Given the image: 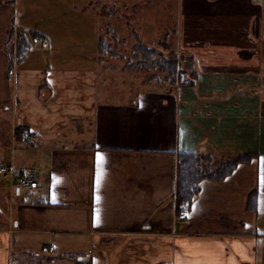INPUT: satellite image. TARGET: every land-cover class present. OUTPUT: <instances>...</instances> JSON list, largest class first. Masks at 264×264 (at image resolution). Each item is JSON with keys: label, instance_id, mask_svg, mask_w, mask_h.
Wrapping results in <instances>:
<instances>
[{"label": "crops", "instance_id": "0c3cea01", "mask_svg": "<svg viewBox=\"0 0 264 264\" xmlns=\"http://www.w3.org/2000/svg\"><path fill=\"white\" fill-rule=\"evenodd\" d=\"M73 2L37 24L34 1L0 0V166L38 181L0 186V264H264V1L178 0L174 81L100 52L107 28L135 29L105 26L101 0L75 23L86 51L57 59ZM20 29L38 35L18 61ZM181 152L248 159L178 216Z\"/></svg>", "mask_w": 264, "mask_h": 264}, {"label": "rangeland", "instance_id": "374dc122", "mask_svg": "<svg viewBox=\"0 0 264 264\" xmlns=\"http://www.w3.org/2000/svg\"><path fill=\"white\" fill-rule=\"evenodd\" d=\"M34 1L36 3L37 12L38 14L32 16L33 19H37L38 23L41 24L43 22H46L45 19L42 21L41 13H45L46 9L45 7L48 5L47 0H30ZM62 5L69 8V1H75L77 3L72 4V9H69L68 12L65 14H62L63 22L65 21V25H68L70 23V26L68 30L60 31L59 34L61 35H68L71 38H81V40L77 41L75 44L70 41L71 38H65L63 39V42L60 43V45L56 46L54 48L53 54L56 55V58L58 57H67L73 55V49L75 48V51H86V43L82 41V38L85 37V34L81 31H75L77 30V26L75 23L81 22L84 23V21L88 22V20L85 18L84 13L85 11H89L88 7H90V1L86 0V3L84 1L79 0H59ZM93 4H94V0ZM96 1V0H95ZM99 1V0H98ZM102 5H104L102 17L104 20L105 26L110 24H115L117 21L122 25H124L125 22H129L130 26H135V29L133 31H129L126 34H121L125 36V39H122L118 36L119 40L117 39L115 31L113 29L107 28V35H105V42L109 49L112 50L113 53L109 51V54L105 55H115L120 54L125 57V62H121L122 64L126 63L133 64V66H136L138 68H141L139 65L140 62H144L147 65L153 66L152 69H145L147 70V76H153L154 78L163 77L162 73L159 71V67L157 65H154L152 62H147L144 59V56L141 52L137 51L136 48L140 43H144L146 45H151L154 47L156 53L154 55L155 59H159L162 57H169V50L165 48V44L169 45L170 49H173V39L174 37V30L178 29V0H152L150 2L149 0H101ZM98 3V2H97ZM96 5L97 7H100ZM94 6V5H92ZM67 10V8H65ZM68 13V14H67ZM93 15V14H91ZM94 16V15H93ZM65 17V19H64ZM95 17V16H94ZM86 19V20H85ZM34 22V21H33ZM126 26V25H125ZM79 27V26H78ZM117 28V25L115 26ZM134 28V27H133ZM131 29V28H130ZM132 30V29H131ZM141 34V35H140ZM263 34H264V26H263ZM145 38L147 40H154L153 44L145 43L143 42V39ZM175 40V39H174ZM159 41V42H158ZM157 42V43H156ZM40 44L36 43L33 50L37 54H39L37 57L38 62H42L45 58L43 56V53L45 51H42ZM108 49V50H109ZM42 52V53H41ZM178 53V52H177ZM57 59L52 62L54 65L60 64ZM183 58H178V65L182 64V66H179V73L185 69V63L182 61ZM182 61V63L180 62ZM33 63H38L35 60H32ZM69 61H67L64 64H68ZM130 66V65H128ZM131 67V66H130ZM142 69V68H141ZM186 73V71H184ZM0 119L2 121L10 120V113L8 110H5L4 107H0ZM215 164H219L221 160L215 161ZM37 168L34 167L33 170H36ZM30 253H26V251H17L15 257H23L28 258L27 256H30Z\"/></svg>", "mask_w": 264, "mask_h": 264}, {"label": "trees", "instance_id": "16d2710c", "mask_svg": "<svg viewBox=\"0 0 264 264\" xmlns=\"http://www.w3.org/2000/svg\"><path fill=\"white\" fill-rule=\"evenodd\" d=\"M38 34L35 31L29 33L26 30L20 29L17 34V58L21 61L32 46L31 40ZM170 46L165 44L169 52V57H162L155 59V49L151 45L140 43L136 50L141 52L145 61L152 62L157 65L160 73L167 74L173 81L177 78L179 73L178 54L175 50H171ZM99 49L102 54H109L112 50L109 49L105 42V36L99 39ZM109 49V50H108ZM142 69H152L153 66L140 62ZM131 67L133 64H130ZM185 70V69H184ZM183 70V74H184ZM153 78V76H151ZM21 127H18L20 130ZM23 131V130H22ZM20 132V131H19ZM18 132V133H19ZM211 157L201 156L192 152H181L178 158L177 169V191H176V213L178 216L184 215L191 208L195 197L200 191V184L205 179H212L217 181L224 180L227 176L232 174L236 167L248 159L246 156H237L227 160L224 164L216 169H207L204 167V161H211Z\"/></svg>", "mask_w": 264, "mask_h": 264}, {"label": "built area", "instance_id": "2783aa9c", "mask_svg": "<svg viewBox=\"0 0 264 264\" xmlns=\"http://www.w3.org/2000/svg\"><path fill=\"white\" fill-rule=\"evenodd\" d=\"M24 136L23 133H19V135ZM26 141L30 142V137H26ZM4 181H10L12 184H18L22 188H35L38 186L37 180H35L28 173H16L13 167L11 166H0V185L3 184Z\"/></svg>", "mask_w": 264, "mask_h": 264}, {"label": "snow or ice", "instance_id": "6c2138e0", "mask_svg": "<svg viewBox=\"0 0 264 264\" xmlns=\"http://www.w3.org/2000/svg\"><path fill=\"white\" fill-rule=\"evenodd\" d=\"M101 159H103V157L101 156Z\"/></svg>", "mask_w": 264, "mask_h": 264}, {"label": "flooded vegetation", "instance_id": "af4514ba", "mask_svg": "<svg viewBox=\"0 0 264 264\" xmlns=\"http://www.w3.org/2000/svg\"><path fill=\"white\" fill-rule=\"evenodd\" d=\"M261 1H263V0H261Z\"/></svg>", "mask_w": 264, "mask_h": 264}, {"label": "water", "instance_id": "95a60500", "mask_svg": "<svg viewBox=\"0 0 264 264\" xmlns=\"http://www.w3.org/2000/svg\"><path fill=\"white\" fill-rule=\"evenodd\" d=\"M264 1V0H263Z\"/></svg>", "mask_w": 264, "mask_h": 264}]
</instances>
